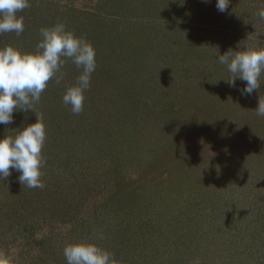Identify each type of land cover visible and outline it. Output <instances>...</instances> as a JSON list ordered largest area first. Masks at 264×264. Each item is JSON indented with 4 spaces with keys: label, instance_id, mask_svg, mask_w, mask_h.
<instances>
[{
    "label": "rangeland",
    "instance_id": "1",
    "mask_svg": "<svg viewBox=\"0 0 264 264\" xmlns=\"http://www.w3.org/2000/svg\"><path fill=\"white\" fill-rule=\"evenodd\" d=\"M31 0L25 30L0 47L35 51L63 22L96 50L75 115L62 103L80 70L68 61L35 105L47 126L44 188L0 178V258L67 264L93 241L116 264H264V118L218 54L264 46L260 0ZM0 137L34 123L15 111ZM102 237V238H101Z\"/></svg>",
    "mask_w": 264,
    "mask_h": 264
},
{
    "label": "clouds",
    "instance_id": "2",
    "mask_svg": "<svg viewBox=\"0 0 264 264\" xmlns=\"http://www.w3.org/2000/svg\"><path fill=\"white\" fill-rule=\"evenodd\" d=\"M207 4L211 0H201ZM231 0H216L217 11L228 10ZM256 15L264 20V0ZM31 0H0V35L15 33L20 36L25 30L24 17L18 13L29 8ZM35 51L24 52L9 44L0 47V125L13 123L15 111H32L34 123L28 124L14 135L0 137V178H8L13 171L19 173L18 181L28 188H44L42 180L46 160L43 148L47 138V126L42 114H37L35 105L50 81L59 85L65 73V64L71 61L80 70L76 82L66 87L62 103L73 114L84 110L85 92L91 86L92 74L97 68L96 50L84 37L77 36L63 22L39 30ZM217 61L231 74L226 80L236 87V80L244 83L239 89L242 96H251L264 85V46L258 44L237 45ZM257 117L264 118V98L259 95ZM102 238V237H101ZM63 255L67 264H116L112 253L93 241H80L65 245ZM6 264V258H0Z\"/></svg>",
    "mask_w": 264,
    "mask_h": 264
}]
</instances>
